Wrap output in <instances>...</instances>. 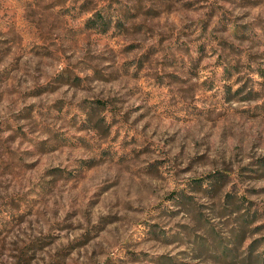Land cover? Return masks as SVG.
<instances>
[{"label":"rangeland","instance_id":"374dc122","mask_svg":"<svg viewBox=\"0 0 264 264\" xmlns=\"http://www.w3.org/2000/svg\"><path fill=\"white\" fill-rule=\"evenodd\" d=\"M0 264H264V0H0Z\"/></svg>","mask_w":264,"mask_h":264},{"label":"trees","instance_id":"16d2710c","mask_svg":"<svg viewBox=\"0 0 264 264\" xmlns=\"http://www.w3.org/2000/svg\"><path fill=\"white\" fill-rule=\"evenodd\" d=\"M92 21V25L95 26H99L101 27L103 30H106L109 28L110 24H111V20L107 19L105 17V14H102L100 12L96 13L94 15V17L91 19Z\"/></svg>","mask_w":264,"mask_h":264}]
</instances>
